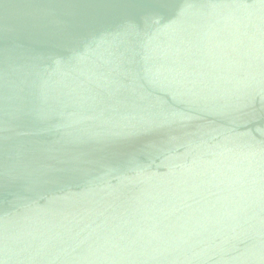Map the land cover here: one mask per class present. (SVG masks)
Returning <instances> with one entry per match:
<instances>
[{
    "label": "water",
    "instance_id": "obj_1",
    "mask_svg": "<svg viewBox=\"0 0 264 264\" xmlns=\"http://www.w3.org/2000/svg\"><path fill=\"white\" fill-rule=\"evenodd\" d=\"M0 264H264V0H0Z\"/></svg>",
    "mask_w": 264,
    "mask_h": 264
}]
</instances>
